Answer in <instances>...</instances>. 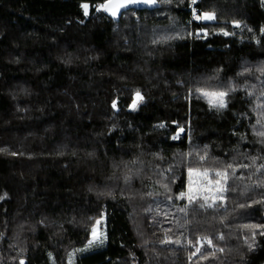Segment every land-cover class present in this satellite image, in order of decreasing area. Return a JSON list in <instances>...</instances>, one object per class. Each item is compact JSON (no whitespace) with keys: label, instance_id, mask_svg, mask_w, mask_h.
Listing matches in <instances>:
<instances>
[{"label":"trees","instance_id":"16d2710c","mask_svg":"<svg viewBox=\"0 0 264 264\" xmlns=\"http://www.w3.org/2000/svg\"><path fill=\"white\" fill-rule=\"evenodd\" d=\"M107 1L0 0V264H264V3Z\"/></svg>","mask_w":264,"mask_h":264},{"label":"snow or ice","instance_id":"6c2138e0","mask_svg":"<svg viewBox=\"0 0 264 264\" xmlns=\"http://www.w3.org/2000/svg\"><path fill=\"white\" fill-rule=\"evenodd\" d=\"M142 2H144V3H155V0H142ZM192 2L195 3L196 0H192ZM124 6H125L124 0H108L107 4L101 5L100 7L104 8V10H106V11H109V10L112 11L113 15H115L116 10H118L119 8H122ZM82 7L85 10V14H87L88 5L83 4ZM195 18L196 19H203V20H213V19H215V14L214 13H204L200 16H196ZM237 26H239V25L237 24ZM261 31H264V29H261ZM227 34L228 33H225V35H227ZM197 92H199L202 97H204L208 100V103L210 106L218 107V108L226 107L225 97L228 95L227 91H208V90H205L204 88H198ZM141 99H142V97L140 96V93L137 92L136 93V99L133 100V103L131 106L134 108L136 106L137 102ZM115 106L116 105H115V101H114L113 107H115ZM258 123H259V121H258ZM257 134L261 137H264V132H259ZM201 159H204V157H201ZM228 167L231 168L232 165H228ZM261 167H264V165H262ZM188 174H189L188 193L182 192V193H180V197H184L185 195H187L189 202L192 203L194 200V197L192 195V193L194 191L193 185L196 184L197 180H199L200 177H203L205 179V181L207 182V185H209V186L212 184V181L207 179V177H208L207 170H205L204 172H200L198 170L190 168L188 170ZM216 176L221 177L222 179H226L227 173L216 172ZM221 182H222V180H219V179L216 180V182H215L216 185L218 186L216 189L217 192L223 191V189H221L219 187ZM200 187H201V185L197 184V190H199ZM208 190H210V188ZM0 198H2V197H0ZM207 200H208V198L204 197V203L200 204V207H206V206L211 207L212 205L208 204ZM98 223H99V221H97V224ZM245 227L255 228V227H259V226H255V225L247 226L246 225ZM92 237H93L92 240L88 241V245L86 246V248L88 246H91L94 242H97V240H98L95 227H93V229H92ZM99 242L102 243V241H99ZM207 243L209 245H211L210 240H208ZM197 251H200V249L198 248ZM221 251H222V249H221ZM21 264H23V261H21Z\"/></svg>","mask_w":264,"mask_h":264},{"label":"rangeland","instance_id":"374dc122","mask_svg":"<svg viewBox=\"0 0 264 264\" xmlns=\"http://www.w3.org/2000/svg\"><path fill=\"white\" fill-rule=\"evenodd\" d=\"M262 2L264 3V0H262ZM100 7V6H99ZM203 20V19H202ZM262 29H264V25L262 26ZM264 32V31H263ZM197 170V169H195ZM200 172H204L203 170H198ZM187 187H186V193H188V184H189V174H188V171H187ZM195 179V178H194ZM208 180H211L212 181V184L209 186L207 185V182L205 181V179L203 177H200L199 180H197L196 184L193 185V193H198L199 191H211V194L215 195V194H218V192L216 191L217 189V185H216V181L212 180L210 177H209V173H208V177H207ZM204 182V184H203ZM197 184L201 185V187L199 188V190H197ZM219 187L221 188V186L219 185ZM210 188V190H208ZM186 198L188 199L187 195H186ZM97 221H99V223L97 224ZM103 221H104V217H101L99 218L98 220L95 221L94 225L92 226L91 228V232H90V238L89 240H92V229L93 227L96 228V232H97V237H98V240L97 242H94L91 246H88L86 248V246L88 245V242L83 245L82 247H79L77 249H75L74 251H72L69 256H68V261H67V264H75V257L77 254L79 253H84V252H87L95 247H99L100 245H102L104 243V239H105V229L103 227ZM88 240V241H89ZM99 241H102L99 242ZM86 249V250H85Z\"/></svg>","mask_w":264,"mask_h":264},{"label":"water","instance_id":"95a60500","mask_svg":"<svg viewBox=\"0 0 264 264\" xmlns=\"http://www.w3.org/2000/svg\"><path fill=\"white\" fill-rule=\"evenodd\" d=\"M124 2H125V6L116 10V12H115L116 18L119 17V15L127 9H140V10L141 9H152L154 6H156V1H155V3H144V2H142V0H124ZM107 3H108V1H107ZM134 99H136V94H135ZM132 103L130 104V108H132V106H131Z\"/></svg>","mask_w":264,"mask_h":264},{"label":"built area","instance_id":"2783aa9c","mask_svg":"<svg viewBox=\"0 0 264 264\" xmlns=\"http://www.w3.org/2000/svg\"><path fill=\"white\" fill-rule=\"evenodd\" d=\"M196 11H197V9L194 8V9H193V16H192V18H193L194 20L196 19L195 17L197 16V15H196V13H197ZM203 184H204V182H203Z\"/></svg>","mask_w":264,"mask_h":264}]
</instances>
